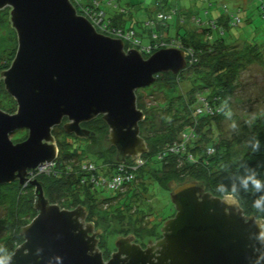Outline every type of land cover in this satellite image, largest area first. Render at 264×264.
Returning a JSON list of instances; mask_svg holds the SVG:
<instances>
[{
  "label": "water",
  "instance_id": "95a60500",
  "mask_svg": "<svg viewBox=\"0 0 264 264\" xmlns=\"http://www.w3.org/2000/svg\"><path fill=\"white\" fill-rule=\"evenodd\" d=\"M6 7L18 47L0 84L18 107L13 113L0 107V184L29 183L37 211L21 227L23 241L10 264H253L260 246L254 233L264 220L247 214L239 200L236 208L224 203L226 195L194 178L169 183L176 212L160 225L158 238L143 244L133 233L119 235L108 258L99 246L104 231L88 220L86 206L63 208L50 200L44 182L30 176L58 157L54 128L90 138L97 133L83 124L101 116L118 162L148 153L137 90L156 82L159 73L185 69L188 54L168 46L145 57L139 48H126L124 39L99 31L72 0H0V9ZM20 128L28 135L15 142L10 135Z\"/></svg>",
  "mask_w": 264,
  "mask_h": 264
},
{
  "label": "trees",
  "instance_id": "16d2710c",
  "mask_svg": "<svg viewBox=\"0 0 264 264\" xmlns=\"http://www.w3.org/2000/svg\"><path fill=\"white\" fill-rule=\"evenodd\" d=\"M72 1L78 12L91 21L101 19L96 25L99 31L113 35L119 31H132L143 40L144 45H156L155 50L170 45L181 47L189 52L188 65L177 74H158L153 84H164L174 91L175 94L169 99L158 102V98H154L158 103L153 106L142 102L138 95V106L145 113V118L140 123L141 135L150 147L148 153L141 155V164L130 157L125 162L117 161L116 149L110 147L105 139L107 124L101 116L86 123L88 128L97 133L90 138H79L66 133L62 126L55 127L54 134L65 137L64 141L58 142V157L46 170L36 172L37 178L44 182L46 195L50 200L63 208L86 206L89 211L88 220L104 231L100 236L99 246L105 250L106 258L111 254V234L116 236L133 233L143 244L147 238L160 236L159 227L164 221L148 226V216L153 213V198L146 192L154 185L169 190L168 185L172 180L194 178L203 181L206 188L218 196L226 195L216 190L223 185L228 190L236 189L238 200L247 214L257 215L252 204L264 193L251 188L245 189L241 180L253 169L264 179V114L255 119L251 133V140L256 138L261 143L259 151H253L249 144L238 153L232 152L229 142L216 139V124L227 118L220 109L227 102L228 110L231 111L245 54L250 60H257L264 53L260 43H249L242 39L241 34L226 33L242 22L240 13L243 7L240 0H204L212 7L216 2L220 8L219 16L209 19H202L191 10L173 8L171 2H175L174 0H153L155 16L144 20L135 17L139 30L133 26L134 19L129 6L134 7V13L137 14L143 8L142 0ZM245 2L248 5L247 0ZM173 16L176 19L177 33L170 36L173 26L170 19ZM179 16L182 17L179 19ZM144 38L149 42L145 43ZM241 39L245 52L238 50L237 45ZM128 47L126 42V48ZM16 50H13V58ZM200 65L205 70H199ZM194 67L198 68L196 72L202 71V83L184 76L187 69ZM204 88L209 89L206 95L201 92ZM3 90L1 86L0 91ZM14 111L13 108L10 112ZM144 130H150L151 134H143ZM68 136H72L73 140L67 139ZM240 141L243 138H237L236 145ZM88 142L90 145L93 142L96 147L98 144L103 146L101 145L100 150H93L94 147L91 146L89 152L95 155L94 158H80L82 152L87 150L84 144ZM233 153L237 156H233ZM88 162L94 164L95 169L84 167ZM123 163L124 169L121 170ZM119 173L131 177L118 188L104 184L103 180ZM29 189V183L21 185L19 181L0 184V205L7 204L16 213L11 227L9 255L23 241L21 227L30 223L37 214L34 208L35 195ZM108 190L113 192L104 195L103 192ZM99 205L105 207L102 214ZM23 213L25 218H19V214ZM258 218L264 220L262 217ZM112 219L116 222L118 220L117 224L121 227L112 226Z\"/></svg>",
  "mask_w": 264,
  "mask_h": 264
},
{
  "label": "rangeland",
  "instance_id": "374dc122",
  "mask_svg": "<svg viewBox=\"0 0 264 264\" xmlns=\"http://www.w3.org/2000/svg\"><path fill=\"white\" fill-rule=\"evenodd\" d=\"M138 1V0H134ZM143 3L142 9L139 10L136 14L134 13V7H130L133 16V26L136 29H140V27L136 24L135 17L140 20L147 19L151 16L156 15L155 8L153 9V0H142ZM175 2H171L173 8H182L181 10H191L196 16L201 17L202 19L216 18L220 14L219 6L216 5V2L213 3L214 7L204 0H174ZM264 0H247L248 5L245 0H240V5L243 7L242 12L240 13L242 16V22L239 26H233L230 31L226 32L228 34L233 33L236 35H242V39L247 40L249 43L254 44V42H258L261 44V49L264 48V4L262 3ZM83 2H89V0H83ZM231 4V2H229ZM146 7H149L146 9ZM10 7H6L0 9V72L3 69L9 67L8 63L13 60V50L18 47L17 33L10 22ZM136 11V10H135ZM190 13V12H189ZM188 13V14H189ZM191 14V13H190ZM179 16L177 18L180 19ZM187 18V17H186ZM189 18V17H188ZM249 18V20H248ZM172 26V30L170 36L176 35L175 29V16L170 19ZM192 24V23H191ZM193 25V24H192ZM190 27L189 25H187ZM220 34V33H219ZM225 36H227L225 34ZM242 39L238 42V50L239 52H245V48H243ZM144 42L148 43L149 40L144 38ZM160 49V48H159ZM158 50V49H156ZM155 49L153 50V52ZM152 52V53H153ZM151 53V54H152ZM258 54V53H257ZM260 55V54H259ZM149 56V55H148ZM146 57V56H145ZM11 64V63H10ZM199 70H205L202 65L198 66ZM197 68V69H198ZM196 67L187 69L184 72V76L195 80L196 82L202 83V71L196 72ZM3 86V91H0V107L8 112L11 109L17 110V101L16 99L9 94L5 90V86L3 82L0 84V87ZM5 91V92H4ZM203 94H208L209 89L204 88L201 91ZM175 94L174 91L164 86V84H153L145 88H141V90H137V95H140L141 101L146 104L156 106L158 102H164ZM154 98H158V102L154 100ZM14 111V112H15ZM232 119L225 118L221 123L216 124V139H220L225 142H229L231 145V151L238 153L239 150L245 149L249 146L251 141V133L253 128V123L255 119L264 114V53L260 55L257 60H250L247 54H245L242 60V69L240 73L238 90L232 98L231 105ZM13 113V112H12ZM235 121L237 123V128H232L231 123ZM150 130H144L143 134H151ZM28 135V130L26 128H20L11 133V139L15 142L24 140ZM55 135V134H54ZM57 144L60 141H64L63 135L56 136ZM243 138V141H240L238 145H236V139ZM67 139L73 140L72 136H68ZM87 147V150L82 152L81 157L94 158L95 155L90 153L91 146L94 147L93 150H100L102 144L96 145L92 142L84 144ZM59 146V145H58ZM103 146V145H102ZM98 148V149H97ZM233 156H237V154L233 153ZM135 158L134 160L138 159ZM133 160V159H132ZM173 181V182H172ZM170 181V186H173L174 182L177 180ZM169 189V185H168ZM34 193V187L31 186L29 191ZM151 190V191H150ZM147 193L148 196L152 197L153 200V210L152 214L148 216V220L150 221L148 226L155 225L157 223L163 222V218L168 219L174 215L176 212L173 203L171 202L169 196V190H166L160 186H155L150 189ZM25 192V191H24ZM113 191L108 190L104 191V195H110ZM145 199V196H143ZM100 206V205H99ZM105 210L104 206H100V213ZM253 214V213H252ZM19 218L24 219L25 214H19ZM16 219V213L12 210V208L7 204L0 205V250H6L9 252L10 240L12 238V230L11 227ZM117 219V218H116ZM112 226H121L117 224L115 219L111 220ZM151 228V227H149ZM119 235L111 234L109 238V245L111 247V252L114 250L113 246V237L116 238ZM10 256V255H9Z\"/></svg>",
  "mask_w": 264,
  "mask_h": 264
},
{
  "label": "clouds",
  "instance_id": "9594fccd",
  "mask_svg": "<svg viewBox=\"0 0 264 264\" xmlns=\"http://www.w3.org/2000/svg\"><path fill=\"white\" fill-rule=\"evenodd\" d=\"M220 111L224 112L228 119H232V112L228 110L227 102L224 103ZM231 127L234 129L237 128V123L233 121ZM250 147L253 151H259L261 143L258 139L253 138L250 141ZM241 184L245 189L251 188L256 192L264 193V179H261L254 169L249 171L248 174L242 178ZM216 190L226 194L224 203L234 208L239 207L236 189L228 190L225 186L221 185ZM252 207L256 210L257 217L264 218V195H261L256 199L253 202ZM257 225L259 231L254 233V237L255 240L259 242L260 246L256 248V253H258V255H255L253 264H264V223H258ZM0 264H10V256L6 250H0Z\"/></svg>",
  "mask_w": 264,
  "mask_h": 264
},
{
  "label": "built area",
  "instance_id": "2783aa9c",
  "mask_svg": "<svg viewBox=\"0 0 264 264\" xmlns=\"http://www.w3.org/2000/svg\"><path fill=\"white\" fill-rule=\"evenodd\" d=\"M100 21H101V19L99 18L96 22H94V21H92V22L95 25H98L100 23ZM109 35L114 36V37H120V38L124 39V41L129 44V47L139 48L144 55H150L154 50V46H156V45L153 46L151 44L147 45V46L144 45L143 40L141 38L137 37L136 35H134V32H132V31H122V32L119 31V33H117V34H114V35L109 34ZM154 37H156V35ZM170 46H174V45H170ZM188 53L189 52H187V54ZM134 161H136V163H139V164H141L143 162V160L141 159V156H139V158L134 160ZM53 164L54 163L49 164V165H43V166L37 168L35 171H33V174L30 176V178L37 177L36 172H42V171L46 170V168L48 166H51ZM84 167H86L89 170L95 169L94 164H92L90 162L86 163L84 165ZM123 169H124V163L121 167V170H123ZM130 177L131 176L128 174L124 175L122 173H119V174L114 175L113 177H110L108 180H103V182L107 187L118 188V187H121L123 185L124 181L129 180Z\"/></svg>",
  "mask_w": 264,
  "mask_h": 264
},
{
  "label": "flooded vegetation",
  "instance_id": "af4514ba",
  "mask_svg": "<svg viewBox=\"0 0 264 264\" xmlns=\"http://www.w3.org/2000/svg\"><path fill=\"white\" fill-rule=\"evenodd\" d=\"M83 125H84L85 127H88V126L86 125V123H84Z\"/></svg>",
  "mask_w": 264,
  "mask_h": 264
},
{
  "label": "bare ground",
  "instance_id": "6f19581e",
  "mask_svg": "<svg viewBox=\"0 0 264 264\" xmlns=\"http://www.w3.org/2000/svg\"><path fill=\"white\" fill-rule=\"evenodd\" d=\"M114 250H115V247H114ZM114 250H113V251H114Z\"/></svg>",
  "mask_w": 264,
  "mask_h": 264
},
{
  "label": "crops",
  "instance_id": "0c3cea01",
  "mask_svg": "<svg viewBox=\"0 0 264 264\" xmlns=\"http://www.w3.org/2000/svg\"><path fill=\"white\" fill-rule=\"evenodd\" d=\"M172 30V29H171ZM171 30H170V33H171Z\"/></svg>",
  "mask_w": 264,
  "mask_h": 264
}]
</instances>
